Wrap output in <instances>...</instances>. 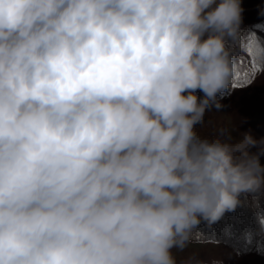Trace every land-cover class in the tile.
I'll list each match as a JSON object with an SVG mask.
<instances>
[{"label":"clouds","instance_id":"9594fccd","mask_svg":"<svg viewBox=\"0 0 264 264\" xmlns=\"http://www.w3.org/2000/svg\"><path fill=\"white\" fill-rule=\"evenodd\" d=\"M243 12L0 0V264H177L202 221L264 191V137L197 133L251 55Z\"/></svg>","mask_w":264,"mask_h":264},{"label":"trees","instance_id":"16d2710c","mask_svg":"<svg viewBox=\"0 0 264 264\" xmlns=\"http://www.w3.org/2000/svg\"><path fill=\"white\" fill-rule=\"evenodd\" d=\"M262 10H264V6ZM261 11L257 9L244 10L241 25L244 31L241 40L251 55H246L239 50L234 51V55L239 56L238 62L242 72L235 77L229 89L217 96L218 101L225 98L224 102L235 126L242 132L251 130L254 138L258 141L259 130L250 120V113L258 106L250 100L245 92L249 89L255 98L264 102V64L259 61L260 54L264 53V15H261ZM253 79L254 82L250 83ZM195 94L198 97L203 95L199 90ZM214 108H209L204 117L210 116V111ZM213 124L214 122H210V128L205 127V122L201 124L206 131V139L220 138L221 133L214 131ZM258 147L259 145L251 148L250 151L255 153ZM253 196L258 199L259 207H253ZM240 199L241 204L235 211L225 213L211 228L202 221L192 234L191 242L223 244L230 256H228V263L220 261L221 264L236 263L240 258H249L260 251L264 255V229L261 228L258 219L259 216H264V191L257 194H242ZM213 261L216 260L199 255L183 258L177 264H212ZM242 264H255V262L251 259Z\"/></svg>","mask_w":264,"mask_h":264},{"label":"rangeland","instance_id":"374dc122","mask_svg":"<svg viewBox=\"0 0 264 264\" xmlns=\"http://www.w3.org/2000/svg\"><path fill=\"white\" fill-rule=\"evenodd\" d=\"M241 4L244 10L257 9L261 11L264 6V0H241ZM245 93L250 98V100L255 102L258 106L250 113V120L251 123L259 130L260 140L262 137H264V102L255 98L249 89H247ZM224 99L225 98L223 97L221 100H219V103L221 104L219 109H212L210 111V116L207 115L204 117L205 127L208 128L210 126V122H214L213 129L214 131L221 133V140L225 139L227 133H231L233 137H237L239 133H242V131L235 126ZM202 128L203 127L201 125H197V133L201 138H205L206 131L204 128ZM234 129L236 131H233ZM259 147L256 152L259 151ZM260 159L261 164H264V156H261ZM174 255L177 258V262L186 257L190 258L193 256L204 255L211 257L216 261H224L227 263L229 262L228 256H230L229 251L225 249L222 243L215 242H190L188 247L183 252H176L174 250ZM251 259L254 260L255 264H264V255L261 253V251L259 253L253 254L249 258H240V260H238L236 263L231 264H242L243 262Z\"/></svg>","mask_w":264,"mask_h":264}]
</instances>
